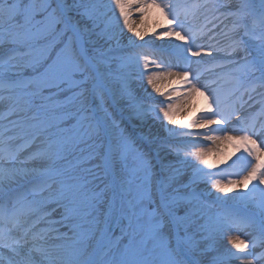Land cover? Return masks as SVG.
<instances>
[{
	"label": "snow or ice",
	"instance_id": "snow-or-ice-1",
	"mask_svg": "<svg viewBox=\"0 0 264 264\" xmlns=\"http://www.w3.org/2000/svg\"><path fill=\"white\" fill-rule=\"evenodd\" d=\"M151 9L168 24L156 38L177 43H136L145 37L132 16L142 21ZM200 13L203 22L193 27ZM146 46L159 56L129 50ZM205 71L216 79L202 84ZM173 76L185 88L165 96L158 83ZM135 79L163 99L146 102ZM174 95L204 97L207 114L182 127L206 131L166 126L177 123ZM161 117L170 136L200 137L217 151L231 143L250 158L246 172L225 184L190 165L188 152L179 159L181 149L167 138L135 132ZM5 119L0 264H264V0H0ZM232 121L235 134L225 127ZM210 151L201 146L190 155L211 168ZM81 161L91 165L86 176L75 172ZM205 179L225 197L229 186L243 191L209 203ZM56 209L59 219H51ZM240 230L252 239L233 234ZM224 237L231 247L221 251Z\"/></svg>",
	"mask_w": 264,
	"mask_h": 264
},
{
	"label": "rangeland",
	"instance_id": "rangeland-1",
	"mask_svg": "<svg viewBox=\"0 0 264 264\" xmlns=\"http://www.w3.org/2000/svg\"><path fill=\"white\" fill-rule=\"evenodd\" d=\"M190 1V0H189ZM198 2V0H195L196 3ZM132 21L134 24H136L137 22L142 23L143 26L147 25V26H151V25H157V29L155 30V32L153 33V36L158 34L159 32L165 30L168 27L167 22L164 20L163 16L155 9H151L149 10L148 15L141 21L139 19L138 14H133L132 16ZM203 22V13L198 14V18L194 19L191 21V24L193 27H199V25ZM163 41L166 42V44L169 43H177L178 41H175V38H172L171 40H169L168 38L163 39ZM154 48V47H153ZM130 51H143V52H147V50H143V49H129ZM195 59V58H192ZM194 66L196 67L195 69H193L194 71L197 70V65L194 64ZM180 68L185 67L184 64H180L179 65ZM207 65H202L200 66V69L203 71L204 68H206ZM142 70V69H141ZM176 66H174L172 68V71H176ZM191 78V77H189ZM214 79V78H213ZM211 79V80H213ZM216 79V77H215ZM134 86L139 89V90H144V89H151V87H149L146 83V80H140V79H135L134 80ZM185 88V87H184ZM203 90V89H201ZM255 95V93L253 94ZM154 97L151 95V97H149L148 95L144 96V99L146 101H151V98ZM155 98V97H154ZM173 100H177L178 104L177 107L174 109L173 111V117L175 120H177L179 118V116L182 114L185 105L187 104V102H191L193 103L198 110V118L200 119L202 116L207 114V108H206V104H205V100L204 97L202 96H198V95H194L193 97L188 98L187 100H182L179 99L177 96L176 97H172ZM155 100L159 101L158 98H155ZM162 100V99H161ZM155 122H157L158 124L162 125V123H166L163 122V118L161 117L159 120H153ZM217 127L216 125H214L213 128ZM229 134H235V133H231L229 132ZM201 146H207L208 148H211L212 151L208 152L207 154V160L208 163L210 165H212L211 168H207L204 165H199L198 162L195 161L194 157H192L190 155V153L192 151L195 150L196 147H201ZM181 156L179 157V159H183V153L184 152H188L189 156H188V161L190 163V165H195L197 167H202L204 168V171H209L211 172L214 176H216L217 178H221L225 184L227 183V181L229 179L231 180H235L237 178V174H244L246 172V169L248 167V159L250 158H245V154L242 151H236L233 147V145L229 142H222L219 145V150H216V146L212 144V142H205V140H201V143H198L194 146L188 147V149H181ZM81 154L77 151L74 152L72 154H70L68 156L67 161H70L76 157H79ZM169 159L175 160L177 159V157L175 156H170ZM66 161V162H67ZM90 164L87 163H80V168L75 169V172L77 175H81V176H86L87 173L83 172L82 169L88 168L90 167ZM238 168V170H237ZM220 169V171L218 172H214L216 170ZM192 172V167L189 166L187 168L186 171V175L183 177V179L187 180L188 177L191 175ZM230 188H232V190L228 193V197H234L237 196L238 193H240L241 191H243L242 188H233L232 186H229ZM264 187V186H262ZM200 188H202L206 193H210L209 195H207V198H212L217 200V197H221V199H228V197L223 196V194L221 193H217L215 192L214 189H211V185L208 179H205V181L200 185ZM249 190L252 188V185L250 184L248 186ZM218 202V203H216ZM209 203H212L211 201ZM216 204L220 205V201H215ZM55 206H49V209L54 208ZM217 209L213 208L212 211L215 212ZM60 211H62L61 209H56V211H54L53 215L51 218L53 219H59V213ZM61 232L67 231L66 228H61L60 229ZM250 231V230H249ZM234 235H239L241 239H244L246 242L250 241L252 239V235L251 234H245V232L243 230H240L238 232H234ZM217 246L218 248L223 251L226 247L230 248L231 245L228 244L227 238L224 237L222 239H218L217 240Z\"/></svg>",
	"mask_w": 264,
	"mask_h": 264
},
{
	"label": "bare ground",
	"instance_id": "bare-ground-1",
	"mask_svg": "<svg viewBox=\"0 0 264 264\" xmlns=\"http://www.w3.org/2000/svg\"><path fill=\"white\" fill-rule=\"evenodd\" d=\"M138 27V30L141 31L144 34V41H140V40H136L137 44H144L145 41H150L152 42V45H165L166 42L161 40V39H157L155 38V36H153V33L155 32V30L157 29V25H151V26H147L144 25L142 23L137 22L135 24ZM125 35L130 36L131 33H127V31L125 30ZM133 39L135 40L136 38L133 37ZM218 39H220V37H218ZM147 47H151V46H147ZM205 60H208V57H204ZM216 72H219L220 70L217 69L215 70ZM216 76L213 75L212 72H205L204 77L202 79V83H205L207 81H210L211 79L215 78ZM212 87H215V85H211ZM158 87L161 89V91L165 94V96L169 93L172 92L174 89H181L183 90L185 85L184 82L180 79H178L177 77L173 76V77H169L161 82L158 83ZM146 90V91H145ZM143 97L148 95L149 93H151L152 96H154L155 98H158L159 100L163 99V97L157 95L156 93L152 92V89H144V90H140ZM173 97H176L175 95ZM259 108H254L251 109L250 111L255 112L257 111ZM247 114V113H245ZM198 110L197 107L191 103V102H187V104L184 107V110L182 112V114L179 116V118L176 120L177 123L176 124H167L166 126L168 128H173L175 129L176 133H185V132H203L206 131V129H187L182 127V125H187V124H191L193 122H195L196 120H198ZM210 128H213L214 125L209 126ZM233 127H239L236 125L235 121H232L228 128L230 129V131H232ZM149 130H151L152 134H154L157 137L160 138H167L170 143H172L175 146H188L190 143H194V142H198L201 141L203 139H201L200 137H195V136H170V134L165 130V127H163L162 125L158 124L155 121H149L146 125H144L142 128L141 127H137L135 128V132H137L138 134L142 131L143 134L147 135L149 133ZM205 142H209V141H205ZM169 159V157H168ZM40 224H44V223H40ZM45 225V224H44ZM46 226V225H45Z\"/></svg>",
	"mask_w": 264,
	"mask_h": 264
}]
</instances>
